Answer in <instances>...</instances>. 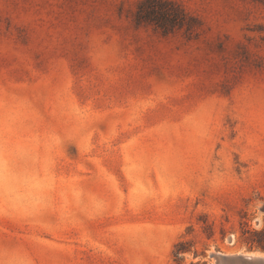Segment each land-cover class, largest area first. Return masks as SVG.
Here are the masks:
<instances>
[{
	"label": "rangeland",
	"instance_id": "374dc122",
	"mask_svg": "<svg viewBox=\"0 0 264 264\" xmlns=\"http://www.w3.org/2000/svg\"><path fill=\"white\" fill-rule=\"evenodd\" d=\"M263 225L264 0H0V264H215Z\"/></svg>",
	"mask_w": 264,
	"mask_h": 264
},
{
	"label": "water",
	"instance_id": "95a60500",
	"mask_svg": "<svg viewBox=\"0 0 264 264\" xmlns=\"http://www.w3.org/2000/svg\"><path fill=\"white\" fill-rule=\"evenodd\" d=\"M215 264H264V252L252 251L246 255H216Z\"/></svg>",
	"mask_w": 264,
	"mask_h": 264
},
{
	"label": "trees",
	"instance_id": "16d2710c",
	"mask_svg": "<svg viewBox=\"0 0 264 264\" xmlns=\"http://www.w3.org/2000/svg\"><path fill=\"white\" fill-rule=\"evenodd\" d=\"M152 12V11H151ZM249 234L247 240L250 248H257L264 252V225L259 231L247 232Z\"/></svg>",
	"mask_w": 264,
	"mask_h": 264
},
{
	"label": "bare ground",
	"instance_id": "6f19581e",
	"mask_svg": "<svg viewBox=\"0 0 264 264\" xmlns=\"http://www.w3.org/2000/svg\"><path fill=\"white\" fill-rule=\"evenodd\" d=\"M256 253H258V254H259V252H256ZM238 255H246V254H238Z\"/></svg>",
	"mask_w": 264,
	"mask_h": 264
}]
</instances>
